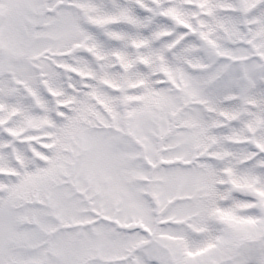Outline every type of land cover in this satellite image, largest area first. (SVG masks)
<instances>
[{"label": "snow or ice", "instance_id": "1", "mask_svg": "<svg viewBox=\"0 0 264 264\" xmlns=\"http://www.w3.org/2000/svg\"><path fill=\"white\" fill-rule=\"evenodd\" d=\"M0 264H264V0H0Z\"/></svg>", "mask_w": 264, "mask_h": 264}]
</instances>
